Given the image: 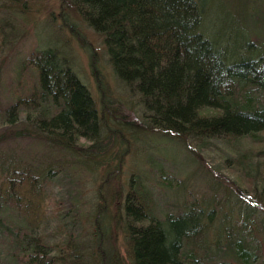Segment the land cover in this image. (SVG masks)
Here are the masks:
<instances>
[{
  "label": "trees",
  "instance_id": "16d2710c",
  "mask_svg": "<svg viewBox=\"0 0 264 264\" xmlns=\"http://www.w3.org/2000/svg\"><path fill=\"white\" fill-rule=\"evenodd\" d=\"M203 1L68 0L100 36L114 80L140 108L135 122L120 121L122 111L92 52L96 102L49 48L32 51L19 68V75L32 72L34 81L26 90L21 87L3 111L1 122L13 127L2 142L10 136L31 137L96 162L94 169L105 173L99 193L117 183L115 173L137 132L180 144L193 141L196 149H186L188 159L206 167L208 194L198 199L185 180L161 164L151 166L163 189L180 196L176 212L159 217L144 179L131 174L127 191L120 184L108 200H116L115 216L108 214V203L94 212L91 264H124L106 239L103 221L108 224V217L119 224L128 264H264V41L251 37L246 51L227 56L200 32ZM0 179V203L17 212L26 226L6 233L9 264H82L70 246L71 232L60 221L46 233L31 234L49 216L64 215L47 187L25 171L11 170ZM212 223L215 235L208 238Z\"/></svg>",
  "mask_w": 264,
  "mask_h": 264
},
{
  "label": "rangeland",
  "instance_id": "374dc122",
  "mask_svg": "<svg viewBox=\"0 0 264 264\" xmlns=\"http://www.w3.org/2000/svg\"><path fill=\"white\" fill-rule=\"evenodd\" d=\"M203 8L200 32L223 48L227 56L246 51L248 39L264 41V0H204ZM47 48L55 51L61 63L72 71L96 102L95 85L89 68L92 52L111 99L122 111L120 117L123 119L120 121L123 123L135 122L133 118H140V108L114 80L100 36L76 15L68 0H0V178H5L11 170L25 171L40 187H47L52 197L64 207V215L61 218L49 216L45 225L31 234L46 233L60 221L71 232L70 246L74 257L81 258L82 264H91L94 212L99 205L108 203L109 198L118 194L120 184L123 193L127 191L131 174H140L144 179L153 194L154 214L159 217L163 212H176V200L180 196L163 189L158 180L159 174L151 166L161 164L167 173L175 174L178 180H185L186 187L198 199H204V194H208L203 184L207 178L203 173L206 167L201 165L200 169L197 163L188 159L186 149H196L193 141H182V145L152 132H137L119 166V174L115 173L117 183L112 181L107 187H101L99 193L98 188L105 173L101 168L94 169L96 162L89 163L31 137L10 136L2 142L1 136H7L13 127L8 128L1 122L3 111L15 101L21 87L27 86L24 87L26 90L34 81L32 72L24 71L19 75V68L32 51ZM128 100L129 103L126 102ZM46 173L50 174L48 179ZM115 201L112 204L115 205ZM108 204V214L112 211L111 215L115 216V207L111 202ZM115 218L108 217V224L106 220L103 221L105 226L108 225L106 239L112 241L111 245L117 248L122 262L128 264L125 240ZM213 224L208 227L211 228L207 232L208 238L215 235ZM23 229L26 226L21 216L10 206L0 203V264L10 262L9 236L6 233ZM104 244L108 246V242ZM105 245L102 244V247L107 249ZM76 259L73 261L78 262Z\"/></svg>",
  "mask_w": 264,
  "mask_h": 264
}]
</instances>
